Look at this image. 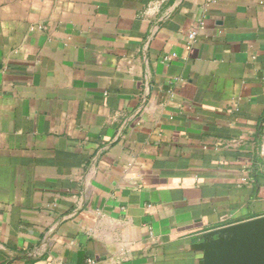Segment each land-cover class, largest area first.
Here are the masks:
<instances>
[{
    "label": "crops",
    "instance_id": "0c3cea01",
    "mask_svg": "<svg viewBox=\"0 0 264 264\" xmlns=\"http://www.w3.org/2000/svg\"><path fill=\"white\" fill-rule=\"evenodd\" d=\"M261 216L264 0H0V264H204Z\"/></svg>",
    "mask_w": 264,
    "mask_h": 264
},
{
    "label": "water",
    "instance_id": "95a60500",
    "mask_svg": "<svg viewBox=\"0 0 264 264\" xmlns=\"http://www.w3.org/2000/svg\"><path fill=\"white\" fill-rule=\"evenodd\" d=\"M204 264H264V216L216 231Z\"/></svg>",
    "mask_w": 264,
    "mask_h": 264
},
{
    "label": "built area",
    "instance_id": "2783aa9c",
    "mask_svg": "<svg viewBox=\"0 0 264 264\" xmlns=\"http://www.w3.org/2000/svg\"><path fill=\"white\" fill-rule=\"evenodd\" d=\"M194 37H195V33L192 32L191 35H190V38H191V39H194ZM56 264H98V261H97V259H94V258H92V257H89V258H87V259H86L84 262H82V263H73V262L59 261V262H57Z\"/></svg>",
    "mask_w": 264,
    "mask_h": 264
}]
</instances>
